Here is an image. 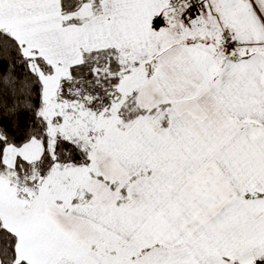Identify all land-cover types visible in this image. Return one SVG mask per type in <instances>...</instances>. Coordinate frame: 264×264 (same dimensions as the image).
<instances>
[{
	"label": "snow or ice",
	"instance_id": "6c2138e0",
	"mask_svg": "<svg viewBox=\"0 0 264 264\" xmlns=\"http://www.w3.org/2000/svg\"><path fill=\"white\" fill-rule=\"evenodd\" d=\"M0 264H264V0H0Z\"/></svg>",
	"mask_w": 264,
	"mask_h": 264
}]
</instances>
